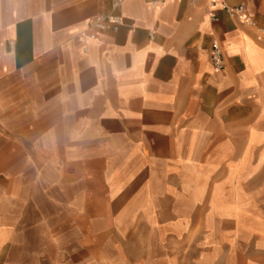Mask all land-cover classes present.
Wrapping results in <instances>:
<instances>
[{
	"label": "crops",
	"instance_id": "0c3cea01",
	"mask_svg": "<svg viewBox=\"0 0 264 264\" xmlns=\"http://www.w3.org/2000/svg\"><path fill=\"white\" fill-rule=\"evenodd\" d=\"M149 2L0 0V264H264V0Z\"/></svg>",
	"mask_w": 264,
	"mask_h": 264
},
{
	"label": "built area",
	"instance_id": "2783aa9c",
	"mask_svg": "<svg viewBox=\"0 0 264 264\" xmlns=\"http://www.w3.org/2000/svg\"><path fill=\"white\" fill-rule=\"evenodd\" d=\"M126 0H111L110 11L94 17L88 22V30L92 37H98L106 32H118L119 29L125 24V20L122 16L123 5ZM165 0H150V4L153 7H160L164 4ZM217 0H210L211 5H216ZM223 9L232 18L238 20L241 25L255 26V22L252 17L245 13L244 7H229L223 3ZM86 50V48H85ZM211 63L216 72L223 71L225 68L224 54L221 46L214 42L211 50Z\"/></svg>",
	"mask_w": 264,
	"mask_h": 264
}]
</instances>
